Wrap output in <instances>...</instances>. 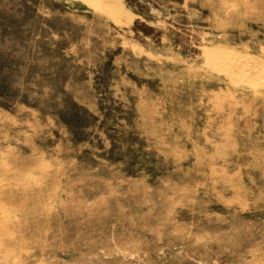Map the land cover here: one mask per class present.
Masks as SVG:
<instances>
[{
	"label": "rangeland",
	"instance_id": "obj_1",
	"mask_svg": "<svg viewBox=\"0 0 264 264\" xmlns=\"http://www.w3.org/2000/svg\"><path fill=\"white\" fill-rule=\"evenodd\" d=\"M263 64L264 0H0V264H264Z\"/></svg>",
	"mask_w": 264,
	"mask_h": 264
},
{
	"label": "bare ground",
	"instance_id": "obj_2",
	"mask_svg": "<svg viewBox=\"0 0 264 264\" xmlns=\"http://www.w3.org/2000/svg\"><path fill=\"white\" fill-rule=\"evenodd\" d=\"M219 60V59H218ZM226 60H227V57H226ZM232 60V59H231ZM227 62V64H228V61H226ZM231 62V61H230ZM232 62H233V60H232ZM225 63V62H224ZM235 63H236V61H235ZM235 65V64H234ZM231 67H232V65H231ZM262 69H261V71L263 72V75H264V64H263V66L261 67ZM262 75V74H261Z\"/></svg>",
	"mask_w": 264,
	"mask_h": 264
}]
</instances>
